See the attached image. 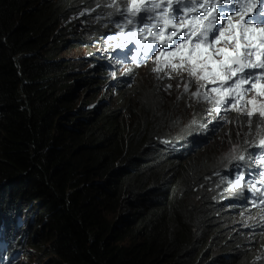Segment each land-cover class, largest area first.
<instances>
[{"label":"trees","instance_id":"trees-1","mask_svg":"<svg viewBox=\"0 0 264 264\" xmlns=\"http://www.w3.org/2000/svg\"><path fill=\"white\" fill-rule=\"evenodd\" d=\"M97 1L104 2L0 0L6 253L20 250L19 264H261L251 261L253 243L232 226L227 204L208 189L226 137L192 138L168 159L159 140L182 126V101L161 87L104 101L101 68L84 72L62 56L95 20H83L81 6Z\"/></svg>","mask_w":264,"mask_h":264},{"label":"snow or ice","instance_id":"snow-or-ice-1","mask_svg":"<svg viewBox=\"0 0 264 264\" xmlns=\"http://www.w3.org/2000/svg\"><path fill=\"white\" fill-rule=\"evenodd\" d=\"M106 6L114 7L115 13L122 17L123 23H116L115 27L122 30L128 28L129 37L150 33L147 41L143 42V53L137 51L132 56L134 61L142 54L147 57L152 53L157 59L167 58L171 71L186 72L190 80L205 82L191 93L198 102L201 87L209 81L214 85L219 82V87L210 89V92L216 93L217 99L203 95L204 101L215 103L217 118L220 106L234 104L243 85L251 84V88H257L259 95H264V84L258 86L252 83L264 80V0H261L260 9L254 15L250 13L257 6L256 0H247L246 3H238V0H125L124 8L115 6L113 0V4ZM230 13H235L239 20L234 22ZM113 14L108 13L109 16ZM246 18L250 22L245 23ZM133 42L142 44L140 39ZM221 44L223 46H217ZM117 47L127 45L118 44ZM152 71L159 73V68ZM251 88H244L243 91L246 93ZM188 91L189 84L184 83V92ZM248 103L253 105L252 110L247 112L251 127L254 112H258L264 120V104L257 108L255 97ZM224 111H228V107ZM251 146L264 151V139L259 145ZM248 158L252 159L251 154ZM231 159L244 161L245 155H234ZM257 163L264 166V156ZM260 175L264 177V172ZM242 180L243 176H238L234 187H241ZM260 183L264 184V179ZM249 190L253 193L260 191L255 185H251ZM260 204L264 205V196L260 198Z\"/></svg>","mask_w":264,"mask_h":264},{"label":"clouds","instance_id":"clouds-1","mask_svg":"<svg viewBox=\"0 0 264 264\" xmlns=\"http://www.w3.org/2000/svg\"><path fill=\"white\" fill-rule=\"evenodd\" d=\"M116 3V2H115ZM117 6V5H115ZM109 12H113L114 14L112 16H109L107 12V14L105 16L102 17L103 18H109L111 20H114L115 18H117V15L115 13V8L114 7H110L109 8ZM108 19V20H109ZM83 20H87V19H83ZM87 27H85L84 29V33L82 36V41L79 45L77 46H81L83 45L84 48L88 49L87 52L89 51L91 53V55H89V60L91 61L92 66L91 69H94L95 66H97L98 68H101V72L106 76V80L107 83L104 86V90L110 92L113 94V99L115 98H119L122 95H133L135 92H137V94L135 96H137L139 93H141V90H137V89H132L135 81H136V77L138 75V71H140L141 69L135 68L132 69L129 73H127L126 71H123V76L120 80H118L116 83H114L113 80V76H112V70L110 68V61L107 60L105 62H103V59L101 58H97L95 56H93V49L90 48V44L88 45L86 42V36L89 35L91 36L92 33L95 35L97 32L101 31L100 29V25L97 22H93V28L94 30H91L89 28V24L88 22L86 23ZM113 24V21H112ZM92 32V33H91ZM85 37V38H84ZM76 46V47H77ZM75 48V47H74ZM92 58H94V62H92ZM82 63H84L83 61H81ZM149 65H153L155 68H159V72H163V68L162 66H157L154 63H148L147 66ZM145 66V67H147ZM170 68V67H168ZM167 78V77H166ZM174 80L169 78V81H166V83H160V84H153L152 88L154 87H161L164 90H166L168 92V95L173 96V92H174V88H168V85L174 86ZM198 86V85H197ZM109 87V90H108ZM191 88V86H190ZM122 90V91H120ZM191 93V92H190ZM134 96V97H135ZM176 97H180V101L183 102L184 106L186 107L187 111L184 113V121L182 126L179 128L181 129V133L178 134H174L170 136V139L178 142L180 139H182L181 142V146L178 149V151H170L168 150H163L164 156H167L168 159L181 154L182 152H184V150L189 148V144L190 142L194 141L192 140V138H203V137H207L208 135L211 136H218V138H225L226 140L224 141L223 145L219 148L221 149L222 147L225 148L226 147V152L225 153H230V145H232L231 143V138L234 136H238L240 139H242L241 141V145L238 146V149L240 150V152L238 154H233V155H225L222 156L221 159V153L219 154V149H217L216 151V165L214 166L213 170L211 171L210 175H206V179L208 180V189L210 190V195L214 200H218L219 202H223L227 204L228 207V213L231 215V217L233 218L231 223L232 226L239 231L241 234H244L246 236V238L254 243L255 241V234L264 230V214H262V211H260L259 209L255 210V209H251L250 207H247L243 201L244 199L241 198V196H237L236 195L234 197H231L230 195H226V193H224V198L221 199V185H216L215 181L217 183L218 177H219V172L218 170L220 168H225L227 169L228 173L230 174H235L239 171H237L238 169L240 170L241 167L246 166L247 164L249 166H252L254 163L253 158H257V156H262L260 155L257 151V147H252L251 145L253 144H257V142L261 139H263V131H252L253 134H255V136L253 137V139H247V141H245V129L248 127V125H246V123L244 124L243 122L237 121L235 118L231 119V118H222L221 116L219 118H216L218 120H216L215 122L218 123V126L213 125V127L207 132V133H200L197 132L196 128L198 126V122L199 120L197 118H201V117H207L208 114H212L209 111H207L205 107H203L202 103L199 101H197L196 98H193L192 96L189 97L188 95L185 94L184 90L183 92L180 91ZM198 106V107H197ZM197 108V109H196ZM200 108V109H199ZM196 109V110H195ZM195 110V111H193ZM207 111V113H206ZM202 120V118H201ZM188 121V122H187ZM191 121V122H189ZM187 123V124H186ZM240 128L242 129V133L239 134H235L233 132V128ZM186 129H190L193 133L191 136H188L186 133ZM161 139V138H160ZM189 141V144H183L185 142ZM230 142V145L229 143ZM240 154H244L245 155V160L244 161H236V160H232L231 157L234 155H240ZM251 154L252 159H249V155ZM237 165H240L239 167H237ZM218 173V174H217ZM224 200H226L227 202H225ZM242 200V206L240 205ZM234 202L238 205L239 208V214H235L233 211L235 210V205ZM250 215H254L256 218V222L252 221L250 218ZM1 234H0V250L2 252V254H4V256H2V261H4L3 257H7L8 259H11L13 256L10 255L9 253H3V251H5L6 248V243H2L1 241ZM258 253V260L261 264H264V260L262 259V252L259 250H254ZM20 257H23L22 254H18ZM19 260L15 263V264H19ZM4 264V262H3ZM5 264H8L7 262Z\"/></svg>","mask_w":264,"mask_h":264},{"label":"rangeland","instance_id":"rangeland-1","mask_svg":"<svg viewBox=\"0 0 264 264\" xmlns=\"http://www.w3.org/2000/svg\"><path fill=\"white\" fill-rule=\"evenodd\" d=\"M79 1L81 2L82 0H79ZM81 7L83 8L84 6L82 5ZM70 47H69V50L65 51L62 54L63 56H65L66 58H72V59L76 58V60L83 61L85 64L92 66L91 61L88 58L89 57V53L87 52L88 49L84 48L83 45L77 46L75 48L74 47L70 48ZM94 50H98V49L94 48ZM93 56H94V54H93ZM93 60H94V58H92V62H94ZM153 68H155L153 65H149L147 67L142 68L140 71H138V75L136 77V81H135L132 89L135 88V89L141 90V92L145 93V92H148L151 90L153 84H160V83H164V82L166 83V81H169V77H172L170 79L174 80V82H173L174 86H172L174 88L173 96H176L180 91L184 90V83H190L191 89H195L197 87V85L200 83V82L198 83L195 79L190 80V78L186 72L177 73V72L171 71V69L168 68L161 73L160 72L157 73V72L152 71ZM126 72L129 73L130 71H126ZM158 76H159V78H158ZM178 84L180 85L179 87H177ZM108 90H109V87H108ZM120 91H122V90H120ZM188 93H190V91L185 93V94L188 95ZM252 107L253 106L251 105L250 109ZM250 109H248V110L250 111ZM240 116H241V118H243L245 116V113L241 112ZM189 122H191V121H189ZM256 124H257V121H255V123L252 124L251 127H249V128L247 127L245 129V141H247V139H253V137L255 136V134H253L252 131H253V129H255ZM232 130L235 134H239V133L243 132L242 129H240L238 127L233 128ZM230 141H231L232 145L230 146V153L229 154L225 153L226 147L225 148L222 147L221 149H219L218 152H219V154L221 153V156H220L221 159H222V156L238 154L240 152V150L238 149V146L241 145L242 139H240L238 136H234L231 138ZM250 218L252 221L256 222V218L254 215H250ZM28 250L32 255L36 254V253H34V251L32 249L28 248ZM18 254H20V253H18ZM18 254H16V255H18ZM23 260H24L23 257L19 258V262H21ZM30 262L32 264H34V262L36 263V260L31 259L29 261V263Z\"/></svg>","mask_w":264,"mask_h":264},{"label":"bare ground","instance_id":"bare-ground-1","mask_svg":"<svg viewBox=\"0 0 264 264\" xmlns=\"http://www.w3.org/2000/svg\"><path fill=\"white\" fill-rule=\"evenodd\" d=\"M20 1V0H19ZM69 1V0H68ZM32 2V1H31ZM35 2V1H34ZM41 2V1H40ZM66 2V1H65ZM93 2V1H92ZM97 2H99V3H102L101 1H97ZM89 3V2H88ZM52 4V3H51ZM54 4V3H53ZM61 4V3H60ZM94 4V3H93ZM109 5V4H113V0H107V1H105V2H103L102 4H100V6L102 7V8H104V5ZM115 4H118V3H115ZM92 5V4H91ZM62 6V5H61ZM57 7V6H56ZM55 9V8H54ZM59 10V9H58ZM68 12V11H67ZM55 19V18H54ZM53 19V20H54ZM56 20V19H55ZM68 24V23H67ZM66 23H65V26L67 25ZM77 26V25H76ZM65 28V27H64ZM45 39V38H44ZM69 39V38H68ZM48 40V39H47ZM50 41V40H49ZM71 44V43H70ZM103 49H108V47H104ZM110 49H112V48H110ZM63 56V55H62ZM70 59V61H71V64H73L74 66H77V69L78 68H80V69H83V71L84 72H90L91 71V67L88 65V64H85V63H81L80 61L78 62L77 60H76V58H74V59H72V58H69ZM98 69V67L97 66H95L94 67V69ZM97 71V70H96ZM84 75V74H83ZM87 74H85V76H86ZM76 77H77V75H75ZM87 77V76H86ZM81 78V77H80ZM83 78V77H82ZM94 79V78H93ZM153 80V79H152ZM102 81V80H101ZM73 82V81H72ZM94 82V81H93ZM72 85H73V83H72ZM94 86V85H93ZM96 86H98V85H96ZM150 87V86H149ZM98 88V87H97ZM24 93V92H23ZM67 93H68V91H67ZM20 97V96H19ZM68 97V96H67ZM98 97L100 98V99H103L104 101H110V100H113V94L112 93H110V92H108V91H106V90H100V92H99V94H98ZM14 98V97H13ZM52 98V97H51ZM57 98V97H56ZM17 99V98H16ZM15 100V99H14ZM70 100V99H69ZM135 101V100H134ZM134 101H133V103H134ZM164 101H166V100H164ZM58 102V101H57ZM87 102V101H86ZM76 103V102H75ZM116 103V102H115ZM131 104V103H130ZM138 104V103H137ZM52 105V104H51ZM128 105V104H127ZM135 105V104H134ZM126 106V105H125ZM136 106V105H135ZM56 107V106H55ZM85 107V106H84ZM103 107V106H102ZM108 107V106H107ZM53 108V107H52ZM126 108V107H125ZM54 110H57V109H55V108H53ZM106 109V108H105ZM109 109V108H108ZM119 109V108H118ZM136 109V108H135ZM52 110V109H51ZM90 110V109H89ZM110 110V109H109ZM113 111V110H112ZM53 112V111H52ZM106 112V111H105ZM108 112V111H107ZM102 113V112H101ZM211 113H214V112H212L211 111ZM55 114V113H54ZM88 114V113H87ZM52 115H53V113H52ZM121 115V114H120ZM132 115V114H131ZM138 115V114H137ZM148 115V114H147ZM91 116V115H90ZM101 116V115H100ZM106 116H108V115H106ZM105 116V117H106ZM112 116V115H111ZM116 116V115H115ZM12 117V116H11ZM16 117V116H15ZM92 117H93V115H92ZM114 117V116H113ZM133 117V116H132ZM7 118V117H6ZM108 118V117H107ZM17 119V118H16ZM117 119V118H116ZM133 119V118H132ZM210 120H218V119H216V118H214V117H211L210 116V118H209ZM9 120H10V117H9ZM13 120V119H12ZM11 121V120H10ZM115 121V120H114ZM124 121H125V119H124ZM17 122V121H16ZM15 122V123H16ZM40 122V121H39ZM102 122V121H101ZM111 122H112V120H111ZM110 122V123H111ZM131 122V121H130ZM13 123V122H12ZM34 123V122H33ZM97 123V122H96ZM107 123V122H106ZM117 123V122H116ZM35 124V123H34ZM38 124V123H37ZM41 124H42V122H41ZM112 124V123H111ZM119 124V123H118ZM126 124V123H125ZM47 125V124H46ZM42 126V125H41ZM125 126V125H124ZM111 127H113V126H111ZM115 127V126H114ZM141 127V126H140ZM121 128V127H120ZM127 128V127H126ZM35 129V128H34ZM109 129V128H108ZM113 130V129H112ZM27 131V130H26ZM29 132V131H28ZM35 132V131H34ZM115 132H117V131H115ZM119 132V131H118ZM182 131H181V129H177V128H174V129H170V131L168 132V133H166L165 135H163V136H161V139L159 140V144H160V150H170V151H178V149L181 147V142H182V139H180L178 142H176V141H174V140H172V139H170V136L171 135H174V134H178V133H181ZM192 131L190 130V129H186V133L185 134H187L188 136H191L192 135ZM122 134V133H121ZM18 135H20V134H18ZM127 135V134H126ZM129 135V134H128ZM26 136V135H25ZM124 136V135H123ZM122 137V136H121ZM25 138V137H24ZM23 139V138H22ZM48 139V138H47ZM14 140V139H13ZM49 140V139H48ZM165 141H168L167 143H165ZM47 142V141H46ZM194 142V141H193ZM229 143V145H230V142H228ZM208 144V142L207 143H205V145H207ZM231 146V145H230ZM216 146L212 143L211 145H209V147H208V149L209 150H211V149H213V148H215ZM149 148V147H148ZM190 151H193V149L191 148L190 149ZM120 157V156H119ZM172 158H175V157H172ZM24 161V160H23ZM106 162V161H105ZM216 165V163L213 165V167ZM1 166V165H0ZM120 166V165H119ZM7 167V166H6ZM124 167V166H123ZM5 167H3V169H4ZM1 169V168H0ZM5 170V169H4ZM3 172H5V171H3ZM7 172V171H6ZM127 172V171H126ZM122 173V172H121ZM125 173V172H124ZM2 174V173H1ZM14 175V174H13ZM13 175H10V177L11 176H13ZM127 175V174H126ZM16 176V175H15ZM7 177V176H6ZM129 178H130V176H129ZM1 181V180H0ZM48 181V180H47ZM64 181H65V179H64ZM127 181V180H126ZM7 183V182H6ZM62 183V182H61ZM61 183H60V185H61ZM72 183V182H71ZM73 184V183H72ZM71 185V184H70ZM123 185V184H122ZM124 186V185H123ZM61 187H62V185H61ZM64 187V186H63ZM33 188H35V187H33ZM4 189V188H3ZM41 189H42V187H41ZM33 190V189H32ZM77 190V189H76ZM76 190H74V191H76ZM61 192V191H60ZM1 193V192H0ZM37 194H39V193H37ZM73 194V193H72ZM1 195V194H0ZM76 195V194H75ZM118 195V194H117ZM122 195V194H121ZM74 196V195H73ZM75 198V197H74ZM117 198V197H116ZM34 199H36V198H34ZM48 199V198H47ZM46 199V200H47ZM79 199V198H78ZM43 201V200H42ZM78 201V200H77ZM225 202H227L226 200H224ZM58 202V201H57ZM30 203V202H29ZM47 203V202H46ZM50 203V202H49ZM123 203V202H122ZM130 203V202H129ZM132 203V202H131ZM15 205V204H14ZM48 205V204H47ZM3 206V205H2ZM41 206V205H40ZM45 207H46V205H45ZM59 207V206H58ZM129 207V206H128ZM127 207V208H128ZM134 207H135V205H134ZM145 207V206H144ZM38 208H39V206H38ZM47 208V207H46ZM139 208H140V206H139ZM138 208V209H139ZM154 208V207H153ZM41 209H43V208H41ZM46 210V209H45ZM148 210V209H147ZM43 211V210H42ZM143 212V211H142ZM41 214V213H40ZM139 215V214H138ZM145 215V214H144ZM143 215V216H144ZM147 215H148V213H147ZM128 217V216H127ZM148 217V216H147ZM135 218V217H134ZM133 218V219H134ZM140 218V217H139ZM143 220H145V217H144V219ZM162 220V219H161ZM151 221V220H150ZM22 222H24V221H22ZM128 223V222H127ZM146 223V222H145ZM134 224V223H133ZM180 224V223H179ZM141 225V224H140ZM139 225V226H140ZM181 225H183V224H181ZM125 226V225H124ZM135 226V225H134ZM135 228H138V227H135ZM155 228V227H154ZM139 230H141V229H139ZM131 231V230H130ZM136 233H137V231H136ZM143 234V233H142ZM133 238V237H132ZM134 238H136V237H134ZM43 241V240H42ZM137 241V240H136ZM253 246H254V248H255V250H259V251H261L262 252V259L264 260V230H262V231H260V232H258V233H256L255 234V241H254V243H253ZM6 252V250L5 251H3V253H5ZM18 253H21V251L19 252V250H14V249H12L10 252H9V254L10 255H12V256H15L16 254H18ZM0 254L1 255H3L2 254V252H1V250H0ZM143 254V253H142ZM252 257L250 258L251 259V261H253V260H255V259H257L258 258V253L256 252V251H254V252H252Z\"/></svg>","mask_w":264,"mask_h":264}]
</instances>
